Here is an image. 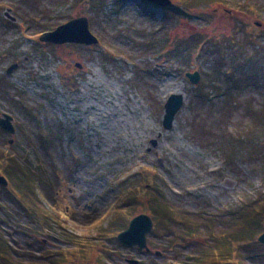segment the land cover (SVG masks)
<instances>
[{"label": "rangeland", "instance_id": "1", "mask_svg": "<svg viewBox=\"0 0 264 264\" xmlns=\"http://www.w3.org/2000/svg\"><path fill=\"white\" fill-rule=\"evenodd\" d=\"M97 1L0 0V85L9 82L13 94L0 97V116L12 115L16 127L14 134L1 129L0 148L41 166L38 205L51 223L28 214L0 184V202L9 206L0 231L24 254L81 247L91 252L82 264H97L102 245L111 249L115 264L187 260L200 239L171 246L154 226L151 250L140 251L118 243L117 227H105L117 217L129 224L149 214L150 207L126 205L148 182L180 212L212 219L264 194V115L257 118L252 109L264 104V85L245 79L235 87L229 78L239 69L230 45L245 44L254 52L252 44H264V0H202L189 20L172 17L166 28L168 7L145 0ZM177 3L172 0L169 8ZM80 16L89 19L97 44L40 40ZM246 32L256 36L254 43H247ZM154 34L161 43L144 45ZM198 40L202 44H183ZM221 50L229 56L225 64L218 63ZM261 63L246 72L263 70ZM12 64L17 67L7 73ZM194 71L198 83L186 76ZM63 74H72L75 88L64 83ZM174 93L184 103L166 129L165 103ZM21 97L43 128L29 109L20 108ZM42 135L52 142L49 151ZM248 264H264V257Z\"/></svg>", "mask_w": 264, "mask_h": 264}, {"label": "trees", "instance_id": "2", "mask_svg": "<svg viewBox=\"0 0 264 264\" xmlns=\"http://www.w3.org/2000/svg\"><path fill=\"white\" fill-rule=\"evenodd\" d=\"M98 1L101 2L102 0ZM201 1L177 0L178 3L174 7L175 9L172 7L171 9L169 7L164 9L166 14L162 27L166 28L169 23L168 20L172 17L179 16L186 21L189 20L191 14L198 11L195 8ZM208 1L211 3L214 0ZM224 3L226 2L219 4L227 6ZM96 4L99 5V2ZM192 38L197 40L200 37L192 36ZM255 38V35L252 39L249 33L246 32L247 43H254ZM142 42L144 45L148 44V46H152L161 43V39L154 34ZM183 44H194L196 46L202 44V42L199 40L194 43L185 41ZM216 44L224 43L218 41ZM252 45L255 47L254 52L249 51L245 44H232L229 46L231 47V49L229 48V56L233 55L232 60L239 64L237 72L234 70L233 74L229 77L233 82L232 84H235V87H239L240 83L243 82L242 80L245 79H247V82L260 81L264 85L262 80L264 78L259 77V75L264 73V65L261 63L264 57V44L256 43ZM216 48L218 49V47ZM220 55L218 63H227L229 56H225L223 50L220 51ZM253 63H261L263 70L257 69V72L253 75L246 72L248 65H252ZM63 75L62 80L64 83L75 88L76 85L74 84L76 80L73 79L72 74ZM1 80L3 79H0V83H3ZM19 94L22 95L21 92ZM11 95L13 94H11L9 82L0 85V97L7 98L11 97ZM19 102L21 103V109H29L30 113L35 115L39 120V114H36L37 111H33L34 109L30 108L29 104L22 97L19 99ZM232 102L237 103V100L233 99ZM252 109L257 118L261 119L262 115H264V104L258 108L254 105ZM38 124V126L43 128L40 120ZM0 132L2 133L1 129ZM40 138L41 145L49 151L50 144L52 143L50 138L48 136H44L43 138V135ZM0 173L4 174L9 180L8 187L2 186L8 196L18 203L28 214H31L32 217H38L46 226H51L50 215L42 214L38 205L39 194L37 188L42 181L40 174L43 173L41 166L37 165L36 167V164L32 163L28 156L0 148ZM148 176L149 174L146 177ZM152 186L153 184L148 182L140 194L129 195L134 198L127 201L126 205L142 204L145 207H150L148 212L153 217L156 226L154 232L162 234L164 240L171 246H178V244L186 246L185 243H188L190 240L200 239V243L196 245V248H193L194 250L188 255L187 260L170 256L166 260V264H248L249 259L259 260L264 257V253L262 252L264 244H261L257 240V234L264 227V194L254 202L244 205V207L217 214L215 216L217 218L212 219V216L209 215L180 212L167 200L163 192L159 190L153 191ZM125 189H129V192L132 189L129 180H127ZM0 207L1 226L6 222L4 216L9 215L7 214L9 206L0 202ZM122 207H125V204ZM109 227H117V232H120L128 227V221H125L122 217H117L110 224L108 223L105 229L109 230ZM92 247L88 251L92 250ZM163 248L167 249L166 244L163 245ZM97 251L99 254L97 264H115L111 257L112 251L106 245H102ZM87 253L83 248L78 247V249H71L70 251H66L65 249L47 251L40 255L24 254L14 248L10 240L0 231V264H82V261L84 262L85 259L89 260L90 258L91 252L88 255Z\"/></svg>", "mask_w": 264, "mask_h": 264}, {"label": "water", "instance_id": "3", "mask_svg": "<svg viewBox=\"0 0 264 264\" xmlns=\"http://www.w3.org/2000/svg\"><path fill=\"white\" fill-rule=\"evenodd\" d=\"M152 5L158 7H169L172 5V0H145ZM256 25L261 26L262 23L257 22ZM40 40L43 42H50L54 44L76 43L84 45H93L99 42L98 37L92 33L89 27V19L86 16H80L73 18L63 24L57 26L54 30L46 31L40 36ZM80 67V63L76 64ZM17 67L16 64H12L7 73H11L13 69ZM186 76L193 83H198L200 74L198 71L188 72ZM184 103V96L182 94H171L165 103V115L163 124L166 129H170L173 125L175 115L181 109ZM0 128L10 134L16 132V127L13 123V116L8 113H3L0 116ZM10 143L13 139L9 140ZM0 184L3 186L9 185L8 178L0 173ZM155 222L153 217L148 213H140L134 216L128 224V227L117 235L119 243L127 248L136 247L138 250L150 251L151 248L148 245V234L154 229ZM257 240L264 244V231L258 236ZM156 254L160 255V251H156ZM130 264H138L136 259H127Z\"/></svg>", "mask_w": 264, "mask_h": 264}]
</instances>
